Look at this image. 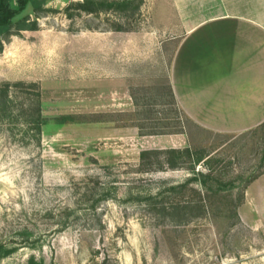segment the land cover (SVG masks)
Returning a JSON list of instances; mask_svg holds the SVG:
<instances>
[{
	"label": "rangeland",
	"instance_id": "rangeland-1",
	"mask_svg": "<svg viewBox=\"0 0 264 264\" xmlns=\"http://www.w3.org/2000/svg\"><path fill=\"white\" fill-rule=\"evenodd\" d=\"M78 1L48 0L38 29L11 35L0 52V89L8 84L17 108L38 106L42 124L37 142L25 115L0 123V264H264V123L199 128L172 105L165 77L116 64L117 33L171 24V0L139 11L136 0H97L92 13ZM174 43L161 44L167 58ZM179 127L190 148L219 159L231 199L195 183L167 191L191 176L185 168L140 170V151L168 140L149 133Z\"/></svg>",
	"mask_w": 264,
	"mask_h": 264
},
{
	"label": "crops",
	"instance_id": "crops-1",
	"mask_svg": "<svg viewBox=\"0 0 264 264\" xmlns=\"http://www.w3.org/2000/svg\"><path fill=\"white\" fill-rule=\"evenodd\" d=\"M171 1V24L117 33L116 64L165 77L178 108L199 128L235 133L264 123V0ZM171 40L167 58L161 44ZM151 137L168 139L155 148L190 147L186 131Z\"/></svg>",
	"mask_w": 264,
	"mask_h": 264
},
{
	"label": "trees",
	"instance_id": "trees-1",
	"mask_svg": "<svg viewBox=\"0 0 264 264\" xmlns=\"http://www.w3.org/2000/svg\"><path fill=\"white\" fill-rule=\"evenodd\" d=\"M47 1L48 0H0V52H2L4 43L11 35L18 34L22 31H34L38 29L37 18L39 17L40 12ZM143 2L144 0H136V3L133 7L134 11H139ZM97 3V0H80L76 2L75 5L80 11L92 13L98 11ZM107 3L111 6L114 4L109 2ZM122 3L119 5H122V8H127V4L130 3V0H125ZM28 7L31 8V13L26 12ZM67 15L71 16V14ZM114 29L117 31H124V29L121 27ZM7 85L8 84L3 85L0 89V123L9 124L11 123L12 118L18 119L19 117L25 115L26 118L23 121L26 129L31 130L36 141L39 142L42 132L39 107H34L33 105L21 106L20 108L15 107L13 105V101L7 96ZM167 86L170 101L172 105H174L177 110H179L168 82ZM181 132V127H179L178 130L151 132L149 134L165 135ZM210 154L211 153L205 149H192L190 147L144 149L139 153V167L143 172L185 168L189 171V173H191V176L186 178V180H184L182 183L170 185L167 188V191L180 192L186 188L188 184L195 183L208 191V194H205V197L220 196L224 199H231L233 195V188L230 184L225 186L222 178L223 174L216 171L214 168V165L219 162V159L212 157ZM199 165L203 166L206 171L196 170L197 166ZM249 181L250 180L247 178L244 180L245 184L240 190L238 197L239 200L243 199L244 189L246 183ZM194 192L196 191L194 190ZM159 194L160 192H157L155 195H148L147 199L151 200L157 198ZM199 194L200 193L197 192V195ZM199 201L200 202L197 204V208H202V210L205 211L206 204L203 203V199H199ZM73 212L75 211L71 208H67L66 215H70ZM233 213L234 215L236 214L235 205ZM62 225L63 228L68 226L66 222H64ZM5 254L6 249L3 244L0 243V259L3 258Z\"/></svg>",
	"mask_w": 264,
	"mask_h": 264
}]
</instances>
